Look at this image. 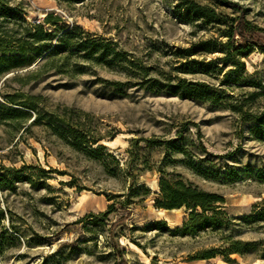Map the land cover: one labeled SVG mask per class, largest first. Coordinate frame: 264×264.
<instances>
[{
	"label": "rangeland",
	"instance_id": "374dc122",
	"mask_svg": "<svg viewBox=\"0 0 264 264\" xmlns=\"http://www.w3.org/2000/svg\"><path fill=\"white\" fill-rule=\"evenodd\" d=\"M194 1L214 8L226 23L238 16L213 0ZM230 1L264 35V0ZM177 2L0 0L25 21L7 24L0 18V59L16 55L9 51L15 42L8 49L4 42L21 38L24 25L53 13L61 20L48 32L56 36L65 27L79 26L152 69V78L172 73L205 81L224 96L215 105L146 91L131 76L77 55L38 58L28 67L0 72V105L20 109L8 103L12 100L34 106L24 124L17 112L0 110L5 117L0 120V173L5 176L0 183V264H118L120 256L125 264H264L236 254L230 262L220 256L192 260L200 251L226 244V237L264 244V221L240 220L264 200V178H257L264 177V123L258 126L249 117L264 113V54L254 50L244 58L246 74L226 87L205 75L175 71L178 50L217 36L199 22V27L182 22ZM230 104L242 112L231 111ZM69 127L78 131L77 141L68 136ZM146 140L170 141L183 152ZM98 145L111 157L87 154ZM161 177L222 196L230 219L221 216L217 232H177L188 211L155 208ZM123 201L105 218L87 217ZM157 223H165L167 230L155 229Z\"/></svg>",
	"mask_w": 264,
	"mask_h": 264
},
{
	"label": "trees",
	"instance_id": "16d2710c",
	"mask_svg": "<svg viewBox=\"0 0 264 264\" xmlns=\"http://www.w3.org/2000/svg\"><path fill=\"white\" fill-rule=\"evenodd\" d=\"M74 3H80L84 0H67ZM218 6L231 9L238 13V16L226 23L221 20L220 15L215 9L207 5H201L194 0H178L175 5L182 22L186 24L201 23L206 30H213L217 36H212L207 39L198 40L191 43L189 47L178 50V65L175 71L181 74H200L210 77L218 81V85L222 87L240 83V79L246 74L244 58L248 57L254 50H258L264 54V35L262 30L252 24L245 17L244 10L235 2L230 0H213ZM0 18H3L2 23H11L12 21H21L25 23L21 17L20 11L15 8H10L6 5H0ZM61 19L53 13H47L45 17L32 25H24L22 27L21 38L14 41L4 42V48L8 49L15 42L16 47L9 51L16 53L15 56L0 59V72H5L9 69L28 67L36 59L52 60L59 56L61 60L69 59L71 55H77L82 60L92 62L96 65L105 66L107 68H115L117 72L123 73L134 78L135 86L155 93H163L166 95L177 96L183 100H201L211 104L220 105V100L224 98L205 81H187L172 73H160L159 77L152 78V69L138 65L135 61L128 57L124 51L117 49V45L107 39L96 37L93 34L87 33L79 26H74L68 30L67 27L59 30L61 34L56 36L48 32V30L57 29V22ZM48 26L47 29L44 27ZM221 26H224L223 28ZM55 39V43L52 42ZM3 40L0 38V47ZM32 46L33 49L30 48ZM28 55L27 54H30ZM199 56L200 59L195 57ZM206 57H213L207 60ZM264 88V86H263ZM12 105L20 106V109H9L0 105V110L4 113L17 112L20 117V123L24 124L30 119L29 110L33 111L34 106L10 100ZM228 108L233 112H242V108L238 105L230 104ZM3 116V115H2ZM249 116V115H248ZM255 124L258 126L264 123V113L260 115H251ZM1 118L5 117H0ZM77 130L69 127L68 136L77 141ZM255 135L260 134V127L254 130ZM82 135V140L85 137ZM150 145H158L167 143L177 152H183L182 148L172 142L149 141ZM105 147L98 145L95 149L89 148L86 150L91 157L109 156L104 152ZM196 170V169H195ZM43 174L44 171H42ZM45 176V175H44ZM257 178H264L257 174ZM5 179L3 173H0V183ZM160 196L155 200L154 206L157 209L175 210L184 207L188 211L187 220L182 228L176 231L182 235H196L199 232L212 231L217 232L222 228L221 216L227 215L223 212L225 208V199L215 193H210L201 190L190 183L182 180L169 182L161 177L159 180ZM126 201L116 202L109 205L108 208L98 215H87L97 218H105L114 211V206L121 208ZM243 222L257 224L264 221V200L252 206V211L249 214L243 215L240 218ZM79 221H76L78 223ZM155 229H166L165 223H157ZM112 226H110L111 231ZM225 243L220 248H210L200 251L192 260L208 261L218 256L222 257L226 262H230V255L236 254L243 259H261L264 260V247L261 242H242L239 240H231L230 237L225 238ZM117 247L114 248L116 250ZM118 264H125L124 259L120 256Z\"/></svg>",
	"mask_w": 264,
	"mask_h": 264
},
{
	"label": "water",
	"instance_id": "95a60500",
	"mask_svg": "<svg viewBox=\"0 0 264 264\" xmlns=\"http://www.w3.org/2000/svg\"><path fill=\"white\" fill-rule=\"evenodd\" d=\"M41 60V59H40Z\"/></svg>",
	"mask_w": 264,
	"mask_h": 264
}]
</instances>
